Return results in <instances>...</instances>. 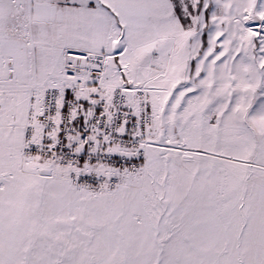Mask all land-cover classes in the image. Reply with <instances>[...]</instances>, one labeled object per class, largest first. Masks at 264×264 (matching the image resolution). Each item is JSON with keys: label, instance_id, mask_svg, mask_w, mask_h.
<instances>
[{"label": "snow or ice", "instance_id": "1", "mask_svg": "<svg viewBox=\"0 0 264 264\" xmlns=\"http://www.w3.org/2000/svg\"><path fill=\"white\" fill-rule=\"evenodd\" d=\"M0 264H264V0H0Z\"/></svg>", "mask_w": 264, "mask_h": 264}]
</instances>
